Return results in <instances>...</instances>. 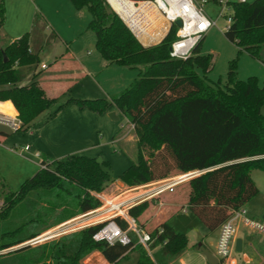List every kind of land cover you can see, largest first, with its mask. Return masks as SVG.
Returning <instances> with one entry per match:
<instances>
[{"label":"trees","instance_id":"trees-1","mask_svg":"<svg viewBox=\"0 0 264 264\" xmlns=\"http://www.w3.org/2000/svg\"><path fill=\"white\" fill-rule=\"evenodd\" d=\"M4 1L0 0V28ZM69 2L75 10L84 9L89 14L86 31L94 35L100 58L107 65L137 69L138 76L109 100L68 98L65 104L96 114L113 107L128 120L134 136L133 158L117 180L128 188L166 179L174 171L177 175L202 172L186 182L189 190L184 205L208 232L215 231L232 211L258 193L250 173L264 171V81L259 86L255 78L237 80L233 62L225 84L211 83L206 75L212 57L200 55L198 49L203 38L186 60L171 59L169 47L175 28L158 46L142 48L104 0ZM225 7L231 18L226 32L238 54L245 52L264 66V0L228 2ZM28 42L26 33L0 48V112L8 116L17 112L18 131L29 129L36 117L69 90L50 97L38 85L40 72L35 71L40 49L32 53ZM28 76L29 83L23 86ZM121 137L118 134L112 141ZM41 166L45 169L23 182L16 192H10L0 177V252L101 206L95 195L109 182L106 162L72 155L50 164L42 161ZM156 199L132 207L129 217L143 227L140 220L148 202ZM115 221L121 229L127 228L125 221ZM101 226H88L57 240L2 253L0 264H81L95 251L108 264H120L133 251L138 253L135 264H169L187 248L186 237L167 221L146 230L153 240V259L139 246L94 241L92 237ZM131 239L135 242L133 236Z\"/></svg>","mask_w":264,"mask_h":264},{"label":"rangeland","instance_id":"rangeland-1","mask_svg":"<svg viewBox=\"0 0 264 264\" xmlns=\"http://www.w3.org/2000/svg\"><path fill=\"white\" fill-rule=\"evenodd\" d=\"M218 1L220 0H215L214 3L210 0L203 6L208 17L215 22V27L203 36L198 47L200 55L212 57V66L206 75L207 79L211 83L219 81L222 85L225 84L230 65L234 62L237 80L255 78L261 86L264 81V66L245 52L238 54L229 35L223 31L229 12L223 10V4L219 5ZM221 1L234 2V0ZM89 20L90 16L86 10H75L69 0H5L4 2L0 48H5L28 33V48L32 53L42 48L38 52L39 62L48 68L46 71H41V64L38 65L35 71V73L40 72L36 79L38 85L42 86L44 82L45 92L51 94L60 91L64 84H71L67 94L60 97L52 108L36 117L29 129L12 132L11 135L3 137L0 144V177L10 192H16L23 182L33 177L39 171L38 165L41 161L50 164L52 161L72 155L100 160L109 165V182L106 187L113 191L107 192L108 197L131 189L121 183L116 186L118 176L129 166L133 158L134 136L128 120L113 107L96 114L87 109L80 110L73 104H65L68 98L109 100L127 89L138 76L137 69L107 65L100 58L95 49L94 35L86 31ZM52 32L57 35L59 41L56 42L51 36ZM66 52L73 56L78 69L67 64L68 60L63 58ZM47 76L49 79L44 81ZM29 79L28 76L22 83L23 86L28 85ZM59 105H62L60 110H58ZM112 114L116 120L110 117ZM0 115L8 116L1 112ZM8 117L17 118V112L14 116ZM118 134L122 135V140L113 142L112 139ZM25 146L28 150L23 152ZM168 163H171L170 160ZM176 176L178 175L174 171L168 178ZM250 177L258 193L246 202L242 209L248 220L262 223L264 222V171L254 169ZM188 190L185 182L177 186L173 193L158 196L155 203L148 202L145 216L140 220L148 230L156 222L167 220L176 232L186 237L187 249L169 264H206V259L198 248L199 242L205 252L217 259L216 245L219 232L216 230L208 234L204 241L198 240L203 235L204 227L185 208V196ZM150 191L142 190L126 195L123 201L128 202L139 196L141 198L133 203L147 200L146 196ZM102 192L98 194L100 197L105 196ZM100 212L94 214L96 218H101L107 213L104 211L100 216ZM81 219L84 217L58 225L46 232L63 227L46 236L52 238L53 233L65 232L51 239L57 240L77 232L88 222ZM216 235H218L217 239ZM236 237L242 240L240 252L232 248ZM27 243L29 244V241L25 244ZM2 253L5 252H0ZM97 254L99 252H92L81 264H102ZM229 256L235 264H258L264 258V236L237 221L233 225ZM137 258L138 253L133 251L120 264H135ZM246 259L248 262L245 261Z\"/></svg>","mask_w":264,"mask_h":264},{"label":"built area","instance_id":"built-area-1","mask_svg":"<svg viewBox=\"0 0 264 264\" xmlns=\"http://www.w3.org/2000/svg\"><path fill=\"white\" fill-rule=\"evenodd\" d=\"M209 1L210 0H104L107 6L117 15L125 28L142 48L158 46L166 39L172 29L175 28V39L170 44L169 57L177 60H186L189 58L203 36L212 27H215V22L208 17L203 8L204 4ZM234 2L247 3L246 0H234ZM226 3L228 2L223 3L221 0L218 1L219 5L223 4V10H226ZM114 8L117 12L114 11ZM176 21L180 22L179 27L175 25ZM230 25L231 18L228 16L226 27L223 31H227ZM40 69H46L45 65H40ZM0 125L8 127L12 132H16L20 128V121L14 117L0 115ZM25 150H27V148H25ZM40 169H45V167L40 166ZM201 173L202 172L195 171L154 181L143 186L125 190L107 199L95 195V197L101 201V206L95 211L78 218L100 211H107V213L92 223H85L79 229L102 224L101 228L92 237L94 241H103L110 246L115 244L124 247L129 246L131 248L139 246L145 250L151 259H153V251L150 248V245L153 243L151 236L128 215L129 209L143 201L123 205V198L127 194L142 190H151L146 196L147 200L157 198L164 193L171 194L177 186ZM144 201L146 200L144 199ZM114 205L120 206V209L115 208ZM117 218L127 223V228L125 230L121 229L116 223L115 219ZM237 221L241 222L245 227L251 228L264 236V222L261 223L248 220L242 208L232 211L228 218L218 228L219 238L216 245L218 264H232L229 256L230 244L233 234V225ZM62 227L46 232L36 239L29 241V245L40 244L61 234H65V232L53 233L54 235L51 236L52 238L46 236V234L55 232ZM131 236L135 238V242L133 243Z\"/></svg>","mask_w":264,"mask_h":264},{"label":"crops","instance_id":"crops-1","mask_svg":"<svg viewBox=\"0 0 264 264\" xmlns=\"http://www.w3.org/2000/svg\"><path fill=\"white\" fill-rule=\"evenodd\" d=\"M247 1V3H251V2H249L248 0H246ZM254 1V0H253ZM252 1V2H253ZM5 2V1H4ZM213 2L215 3V0H213ZM56 36L55 37V40H56V42H57V40L59 41V39H58V37H57V35H55L53 32L51 33V36ZM12 43V42H11ZM40 50H42V48L40 49ZM39 57V56H38ZM63 58H66L67 60H68V65H73L72 67H76V69H78V66H77V63H76V61H75V59L73 58V56L72 55H70L69 53H65V55L63 56ZM41 65H44V64H42V63H40ZM71 67V68H72ZM48 68H46V69H44V70H41V71H46ZM47 79H49V76H47L45 79H44V81H46ZM70 86H71V84L69 85V84H64V85H62L61 86V90L60 91H58V92H52L51 94H48V93H46L48 96H50V97H58L62 92H64V91H66L67 89H69L70 88ZM42 87L45 89V87H44V82H43V84H42ZM4 103H9L10 104V102H4ZM11 105V104H10ZM12 106V105H11ZM13 108V107H12ZM14 109V108H13ZM116 110V109H115ZM15 111V110H14ZM117 111V110H116ZM16 112V111H15ZM120 113V112H119ZM3 135H0V144H1V142H2V140H3ZM122 140V138H120L119 139V141H121ZM25 148H27L26 146L23 148V152H26L27 150H28V148H27V150H25ZM10 152L11 153H14V151H12V150H10ZM22 152V151H21ZM21 156V155H20ZM22 157V156H21ZM41 163H42V161L39 163V165H38V167H39V170H40V166H41ZM38 164V163H37ZM45 164H48V163H45ZM118 184H120V182H116V186L118 185ZM111 191H113V189H111V188H108V187H106L105 189H104V195L105 196H102V197H100L99 195V197L100 198H103V199H107V198H109L108 197V195H107V192H111ZM102 192V193H103ZM115 194H113L111 197H113ZM127 195H130V194H127ZM110 197V198H111ZM92 215V214H91ZM97 219H100V218H96V216L93 214L91 217L88 215L87 217H85V219H81V221H83V220H86V221H88L87 223H92L93 221H96ZM165 221H167V220H161V221H159V222H156L154 225H152L151 227L152 228H150V229H154L155 227H157L160 223H163V222H165ZM143 228L145 229V230H148V229H146L144 226H143ZM204 230H205V233H204ZM204 230H203V235L201 236V237H199L198 238V240L199 241H204V239L208 236V234H210V233H213V232H215L216 230H217V232H219V229H216L215 231H213V232H208L205 228H204ZM218 238V235H216V239ZM237 239H239L238 237H236L234 240H233V244H232V248H233V250L235 251V241L237 240ZM208 241V240H207ZM210 241V240H209ZM200 243V242H199ZM187 249V248H186ZM129 255V254H128ZM97 256L99 257V260H101V262H102V264H108L104 259H103V257L102 256H100V253L99 254H97ZM246 262H248V260L246 259L245 260ZM231 263L232 264H235V262L231 259ZM206 264H207V262H206ZM258 264H264V258L258 263Z\"/></svg>","mask_w":264,"mask_h":264},{"label":"water","instance_id":"water-1","mask_svg":"<svg viewBox=\"0 0 264 264\" xmlns=\"http://www.w3.org/2000/svg\"><path fill=\"white\" fill-rule=\"evenodd\" d=\"M175 25H176L177 27H179V26H180V22H179V21H176V22H175ZM4 61H6L5 58H4ZM110 117H111L112 119L116 120V118L114 117L113 114L110 115ZM11 134H12V131H11L8 127L3 126V125H0V135H3V136H9V135H11ZM96 162H97V163H100L101 161H100V160H96ZM25 245H29V244L27 243V244L20 245V246H18V247H16V248L10 249V250H8V251H6V252H10V251L17 250V249H19V248H21V247H23V246H25ZM198 248L201 249V251H202V253H203V255H204L205 259H206L207 264H218V260H217L216 258L212 257V256H211L210 254H208L207 252H205V251L201 248V244H200V243H198ZM241 250H242V240L237 239V240L235 241V251H236V252H240ZM6 252H5V253H6Z\"/></svg>","mask_w":264,"mask_h":264},{"label":"bare ground","instance_id":"bare-ground-1","mask_svg":"<svg viewBox=\"0 0 264 264\" xmlns=\"http://www.w3.org/2000/svg\"><path fill=\"white\" fill-rule=\"evenodd\" d=\"M114 11H116L117 12V10L114 8ZM143 197V196H142ZM141 198V196H139L138 198H134L133 200H130V201H128V202H124L123 203V205H129L130 203H133V201H135V200H137V199H140ZM114 207L115 208H117V209H120V206H118V205H114ZM103 213H104V211L103 212H100L99 214H100V216L101 215H103ZM101 217H103V216H101ZM85 219V218H84Z\"/></svg>","mask_w":264,"mask_h":264}]
</instances>
